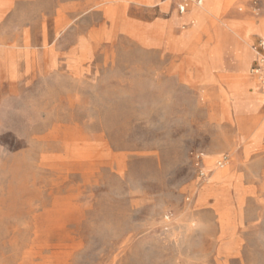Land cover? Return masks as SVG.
I'll return each mask as SVG.
<instances>
[{"label": "rangeland", "instance_id": "1", "mask_svg": "<svg viewBox=\"0 0 264 264\" xmlns=\"http://www.w3.org/2000/svg\"><path fill=\"white\" fill-rule=\"evenodd\" d=\"M196 1L0 0V264H264V0Z\"/></svg>", "mask_w": 264, "mask_h": 264}, {"label": "built area", "instance_id": "2", "mask_svg": "<svg viewBox=\"0 0 264 264\" xmlns=\"http://www.w3.org/2000/svg\"><path fill=\"white\" fill-rule=\"evenodd\" d=\"M161 3L171 2L173 7L175 8L176 12L179 15H183L187 12V8L189 5L190 0H160ZM201 0L196 1V5H201ZM252 50L254 52V63L250 69V72L253 74L255 79L257 80V85L260 91L264 94V40L259 39L257 42L252 46ZM200 156L196 154L194 156V161L198 162ZM218 166L222 165V161H219ZM198 164L196 163V166Z\"/></svg>", "mask_w": 264, "mask_h": 264}, {"label": "crops", "instance_id": "3", "mask_svg": "<svg viewBox=\"0 0 264 264\" xmlns=\"http://www.w3.org/2000/svg\"><path fill=\"white\" fill-rule=\"evenodd\" d=\"M206 3H209V2L206 1ZM246 28L250 29L251 31H249V32L246 33V34H242L241 36H240L239 34H236V35L239 37V39L242 41L243 45H244V44H245V45L247 44L248 36H249L252 32H257V31L255 30V28H254L253 26H251V25H247ZM246 28H245V29H246ZM259 39L264 40V38H261V37H259L258 40H259ZM253 45H254V44H253ZM245 51H246V50L244 49V52H245ZM249 59H250V55L247 54V53L245 52V54H244V58H243V61H242V64H241V68H240V69H241V70H240V74H241V75L244 74ZM236 92H237V91H236Z\"/></svg>", "mask_w": 264, "mask_h": 264}, {"label": "bare ground", "instance_id": "4", "mask_svg": "<svg viewBox=\"0 0 264 264\" xmlns=\"http://www.w3.org/2000/svg\"><path fill=\"white\" fill-rule=\"evenodd\" d=\"M192 2H194V1H192ZM255 30L257 31V32H263V30H264V21H262L259 25H258V27L257 28H255ZM248 31H251L250 29L248 30Z\"/></svg>", "mask_w": 264, "mask_h": 264}]
</instances>
